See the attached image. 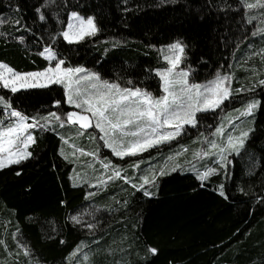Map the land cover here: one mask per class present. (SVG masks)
<instances>
[{
	"label": "trees",
	"instance_id": "16d2710c",
	"mask_svg": "<svg viewBox=\"0 0 264 264\" xmlns=\"http://www.w3.org/2000/svg\"><path fill=\"white\" fill-rule=\"evenodd\" d=\"M43 2L0 0V19L8 21L0 24V61L17 71L48 66L39 53L51 43L72 66L82 65L123 86L131 79L160 95L158 77L147 70L166 66L159 49L179 39L188 46L187 64L195 70V81L219 71L230 73L232 97L237 99L198 114L197 126H187L173 141L151 148L145 153L151 157L115 160L124 164V171L111 181L107 176L112 173L100 165L92 170V156H73V147L61 139L72 141L76 125L36 129V143L29 148L33 156L0 169V264H264V86L258 84L264 79V39L256 38L264 8L244 7L256 0H55L44 10L48 21L41 22L36 8ZM71 11L96 17L101 31L79 43L51 40L62 27L51 14L59 13L65 26ZM17 19L33 31L17 30L12 23ZM21 35L23 41L17 39ZM241 87L254 91L237 92ZM0 96L29 117L77 110L66 104L62 85L12 93L0 84ZM55 99L62 103L55 105ZM253 99L260 105L246 124L253 131L245 150L229 156L226 172L201 182L191 165L199 171L202 165H218L207 157L193 159L194 152L206 148V140L198 138H211L233 107ZM80 139L86 152L97 149L95 139ZM185 147L187 152L182 151ZM101 152L113 159L111 151ZM133 159L139 168L131 166ZM175 163L181 168L158 177L155 186H145L153 196L132 186L153 169ZM101 180L103 184L97 183ZM221 183L225 196L218 190ZM77 213L82 214L81 223L70 219ZM88 223L96 227H85ZM150 247L157 253H150Z\"/></svg>",
	"mask_w": 264,
	"mask_h": 264
},
{
	"label": "snow or ice",
	"instance_id": "6c2138e0",
	"mask_svg": "<svg viewBox=\"0 0 264 264\" xmlns=\"http://www.w3.org/2000/svg\"><path fill=\"white\" fill-rule=\"evenodd\" d=\"M54 4L55 0H44L43 4L36 8L39 21H48L49 17L45 15L44 10ZM244 7L247 9L264 8V0H256V3L246 2ZM51 18L62 24L61 29L51 35L50 39L53 41L57 37H62L69 44L79 43L88 37H95L101 31L96 17L92 15L85 17L73 11L67 18L66 26L59 21V13H52ZM7 22L6 18L0 19V24ZM12 23L18 26L17 30L22 28L27 32L33 31L19 19ZM17 39L23 41L25 37L21 35ZM112 47H116V43H113ZM150 47H155V45ZM187 47V44L179 39L162 46L159 51L163 54L162 59L166 62V66L147 70L149 75L155 74L158 77L160 95H155L146 88L135 86L131 79L127 81L129 86H123L119 81L104 79L99 72L82 65L72 66L68 58L51 43L44 46L39 53L48 61V66L41 70L21 72L0 61V84L3 88L17 93L22 89L62 85L66 103L77 109L64 114L52 111L45 116L37 114L29 117L13 107L9 98L0 96V106L4 112V116L0 117V169L10 165H19L33 156L29 148L36 143L34 135L36 129L41 132L55 131V125H59L60 128L66 124L77 125V135H80L83 130L94 127L99 130L100 135L95 138L90 137V139L103 141V145L111 149L115 157L124 158L144 153L148 149L173 141L185 131L187 126H197L198 114L217 110L232 97V76L218 72L211 80L196 82L195 70L187 64ZM258 84L264 86V79H260ZM236 91L251 92L254 89L241 87ZM53 103L59 106L62 101L55 99ZM259 105V100L253 99L247 102L241 110V116H251ZM233 119L238 120L239 118L234 117ZM233 119L228 121L232 125L231 131L225 132L224 126L220 125L213 133L214 138H198L202 141L206 140V148L194 152L193 159L199 162L201 158L207 157L210 158V162L218 165L217 167L202 165L203 171L191 165V170L197 173V178L201 182L220 171L226 172L229 156L239 155L242 150H245L246 141L253 129L238 131L237 125L233 124ZM237 131L238 134H236ZM56 134L60 135L59 132ZM61 139L64 138L61 137ZM72 147L75 149L76 145L73 144ZM78 151L81 155L92 156L100 160L102 167L112 173L107 176V180L111 181L121 177L123 168L113 164L110 160L104 162L100 158L99 148L91 152H86L84 148H79ZM182 151L187 152L188 149L185 147ZM61 155H64L63 151ZM72 155L75 156V151ZM176 155L179 156L180 153ZM64 158L68 159V156ZM167 159L171 160L172 157ZM131 166L139 168V162ZM166 168L167 165L161 166L158 171L153 169L150 173L140 176L141 182L133 183L132 186L142 189L145 196H153L155 193L145 186H155L158 183V177L176 171L181 168V165L175 163L167 170ZM75 178L82 179L79 174ZM123 178L132 183L127 175ZM97 183L103 184L104 181H97ZM218 190L221 196L226 195L223 183L219 185ZM88 195L91 197L95 194L89 193ZM70 219L75 223H81L82 214L77 213ZM84 226L89 229L96 227L92 223ZM63 242L62 240L61 243ZM22 247H24L25 254H29L30 250L25 246ZM76 251H80V248L77 247ZM148 251L156 254L158 250L150 247ZM72 255H75V252Z\"/></svg>",
	"mask_w": 264,
	"mask_h": 264
},
{
	"label": "rangeland",
	"instance_id": "374dc122",
	"mask_svg": "<svg viewBox=\"0 0 264 264\" xmlns=\"http://www.w3.org/2000/svg\"><path fill=\"white\" fill-rule=\"evenodd\" d=\"M257 9H259V8H257ZM71 12H73V11H71ZM70 12V13H71ZM69 13V14H70ZM82 15V14H81ZM69 16V15H68ZM82 16H85V17H87V16H89V15H82ZM66 26V25H65ZM256 38L258 39H264V23H263V26L261 27V30L257 33V35H256ZM176 40H178V39H176ZM175 40H173L172 42H174ZM172 42H170V43H172ZM169 44V43H168ZM167 45V44H166ZM165 45V46H166ZM43 50V49H42ZM41 50V51H42ZM40 51V52H41ZM162 53L160 52V57H161V59H162ZM163 60V59H162ZM164 63L166 64V62L164 61ZM90 70H92V69H90ZM35 71H37V70H35ZM21 72H28V71H21ZM220 72V71H219ZM218 73V72H217ZM216 73V74H217ZM220 73H223V74H228V73H226L225 71H223V72H220ZM216 74H214L211 78H209V79H207V80H211V79H213L215 76H216ZM230 74V73H229ZM232 76V75H231ZM204 81H206V80H203V81H201V82H204ZM231 88H232V90H233V76H232V81H231ZM161 93V92H160ZM233 94H234V90L232 91V96H233ZM231 98H235V99H237L236 97H231ZM249 101H251V100H249ZM248 101V102H249ZM65 102H66V97H65ZM67 104V103H66ZM247 104V102L246 103H244L243 105H240V104H237L235 107H233L232 109H231V113L229 114H227V116H224L221 120H220V122H219V124L217 125V127L218 126H220V125H223L224 126V130H225V132H229V131H231L232 130V125L231 124H229L228 123V121H229V119H233L234 117H238L239 119L238 120H236V119H233V124H235V125H237V128H238V131L239 130H246V129H248V127H247V125L246 124H249V123H251L252 122V120H249L252 116H241V110L244 108V106ZM68 105V104H67ZM69 106H71V105H69ZM71 107H73V108H75L74 106H71ZM30 122V121H29ZM216 127V128H217ZM75 130V132L77 133V131H78V129H74ZM216 130V129H215ZM215 130L213 131V133H215ZM238 131H237V133L236 134H238ZM100 135V133H99V130L98 129H93V130H91V131H83L82 132V134H80V135H75V136H73V140L72 141H69L66 137H64V140H65V142H66V144H69L71 147H72V145L73 144H75L76 145V148L74 149H72L73 151H75V153L76 154H78V156L79 157H82V156H84V155H81V153L78 151V149L79 148H82V146H81V139H80V137H82V136H85V137H87V138H90V137H93V138H95V137H98ZM211 138H214L213 137V134H212V137ZM95 142H96V146H97V148H99V154H100V158L102 159V160H104V162H107V161H111L113 164H115V165H119V166H124V164H122V162H120V163H117L115 160H124V159H126V158H128V157H133V158H136L137 156H140V155H142V154H144V158H149V156L151 157V155H146L145 153L147 152V151H149L150 149H148L146 152H144V153H138L137 155H135V156H126V157H124V158H120V157H115L113 154V159H112V157H110V155L109 154H103L102 152H101V148H104L105 150H109V151H111V149H108L107 147H105L104 145H103V141H101V140H99V139H95ZM167 143H169V142H166V143H164V144H161V145H159V147H162L163 145H165V144H167ZM94 151V150H93ZM112 153V152H111ZM93 162L95 163V166L93 167V169L92 170H99L98 169V165H100L101 167H102V164H101V162H100V160H96V159H94L93 158ZM130 162H132V164L131 165H133V164H136V161H135V159H133V160H131ZM109 172H111V171H109Z\"/></svg>",
	"mask_w": 264,
	"mask_h": 264
},
{
	"label": "water",
	"instance_id": "95a60500",
	"mask_svg": "<svg viewBox=\"0 0 264 264\" xmlns=\"http://www.w3.org/2000/svg\"><path fill=\"white\" fill-rule=\"evenodd\" d=\"M77 126V125H76ZM78 127V126H77ZM93 127H91V128H89V129H87V130H91ZM87 130H85V131H87ZM84 131V130H83Z\"/></svg>",
	"mask_w": 264,
	"mask_h": 264
}]
</instances>
